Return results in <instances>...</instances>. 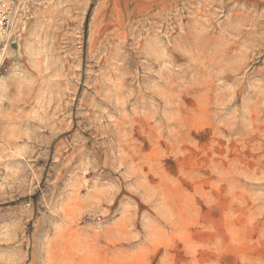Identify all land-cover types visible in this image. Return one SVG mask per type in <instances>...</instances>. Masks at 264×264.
Returning a JSON list of instances; mask_svg holds the SVG:
<instances>
[{"label":"rangeland","instance_id":"rangeland-1","mask_svg":"<svg viewBox=\"0 0 264 264\" xmlns=\"http://www.w3.org/2000/svg\"><path fill=\"white\" fill-rule=\"evenodd\" d=\"M14 25L0 264H264V0H20Z\"/></svg>","mask_w":264,"mask_h":264},{"label":"built area","instance_id":"built-area-1","mask_svg":"<svg viewBox=\"0 0 264 264\" xmlns=\"http://www.w3.org/2000/svg\"><path fill=\"white\" fill-rule=\"evenodd\" d=\"M20 0H0V54L12 44L13 25L19 15Z\"/></svg>","mask_w":264,"mask_h":264},{"label":"bare ground","instance_id":"bare-ground-1","mask_svg":"<svg viewBox=\"0 0 264 264\" xmlns=\"http://www.w3.org/2000/svg\"><path fill=\"white\" fill-rule=\"evenodd\" d=\"M17 21V19L15 20V22ZM23 21H21V24L23 25ZM14 26L15 25H13V28H14ZM3 60H4V58H3V56H2V53L0 54V66H1V64H2V62H3ZM4 82L3 81H0V101L2 100V94H3V91H5L4 90V84H3ZM6 89V88H5ZM6 92V91H5ZM4 96V95H3Z\"/></svg>","mask_w":264,"mask_h":264}]
</instances>
